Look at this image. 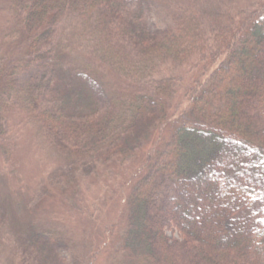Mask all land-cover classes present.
Segmentation results:
<instances>
[{"label": "trees", "instance_id": "1", "mask_svg": "<svg viewBox=\"0 0 264 264\" xmlns=\"http://www.w3.org/2000/svg\"><path fill=\"white\" fill-rule=\"evenodd\" d=\"M134 2L0 0L23 54L0 61V147L8 153L20 142L10 129L14 109L74 168L128 156L169 122L168 157L137 179L149 153L130 178L111 264H264V4L228 25L192 6L195 16L176 29L153 27L148 0ZM76 45L88 61L69 75L65 59ZM189 60L195 78L188 101L172 113L177 72ZM42 61L51 67L20 80L22 62L28 69ZM95 68L119 86L104 100L90 80ZM67 79L88 91L90 108L70 109Z\"/></svg>", "mask_w": 264, "mask_h": 264}, {"label": "rangeland", "instance_id": "2", "mask_svg": "<svg viewBox=\"0 0 264 264\" xmlns=\"http://www.w3.org/2000/svg\"><path fill=\"white\" fill-rule=\"evenodd\" d=\"M148 2L146 17L149 24L155 28L173 26L176 29L181 23H190L194 15L190 11L192 6L207 9L200 11V16L219 15L221 25H228L241 18L242 11L264 4V0ZM130 3L136 4L134 0ZM126 5L129 6L128 3ZM215 6L218 12L212 13L210 10ZM7 14L1 16L0 12V61L3 62L17 54L23 55L22 37L19 31L10 29L13 22L6 19ZM8 16L11 17L10 14ZM207 18L202 17V22L209 20ZM214 33L215 26L206 31L208 37ZM67 54L64 68L69 67V75L72 67H83L88 61L82 45L72 46ZM189 62L192 64L189 60L186 65L179 66L171 101L172 113L177 108L182 111L184 103L187 104L186 95L195 78V70L187 65ZM44 63H36L26 69L22 62L24 69L20 71V80L33 79L37 73L51 67ZM90 73L92 85L98 88L95 95L103 100L119 89L108 70L95 68L90 69ZM161 73L166 72L163 70ZM65 83L72 96V111L81 112L92 106L87 90L80 91L79 84L69 79ZM12 114L10 129L20 142L17 141L8 153L0 147V264H57L58 260L62 264H111V254L117 251L119 235L124 227L126 199L132 189L130 178L135 177L149 153L152 161L136 175L137 179L151 169L154 161L168 157L173 124L165 122L162 127H155L143 144L128 156L116 157L108 164L89 160L80 168H74L67 155L49 142L35 125L27 123L26 114L15 109ZM168 233L171 234L170 231ZM44 240L52 244L44 248ZM103 242L108 243L107 246Z\"/></svg>", "mask_w": 264, "mask_h": 264}]
</instances>
